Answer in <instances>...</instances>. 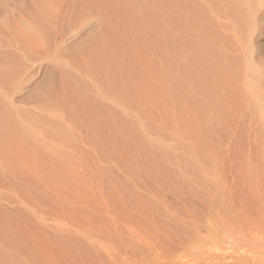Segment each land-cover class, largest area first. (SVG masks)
I'll return each mask as SVG.
<instances>
[{
	"label": "rangeland",
	"instance_id": "rangeland-1",
	"mask_svg": "<svg viewBox=\"0 0 264 264\" xmlns=\"http://www.w3.org/2000/svg\"><path fill=\"white\" fill-rule=\"evenodd\" d=\"M0 264H264V0H0Z\"/></svg>",
	"mask_w": 264,
	"mask_h": 264
},
{
	"label": "bare ground",
	"instance_id": "bare-ground-1",
	"mask_svg": "<svg viewBox=\"0 0 264 264\" xmlns=\"http://www.w3.org/2000/svg\"><path fill=\"white\" fill-rule=\"evenodd\" d=\"M16 32V31H15ZM13 33H14V31H13ZM18 129V128H17ZM21 129V128H20ZM14 131H15V129H14ZM18 131V130H17ZM23 133V132H22ZM37 136V135H36ZM33 137V136H32ZM39 139V138H38Z\"/></svg>",
	"mask_w": 264,
	"mask_h": 264
}]
</instances>
